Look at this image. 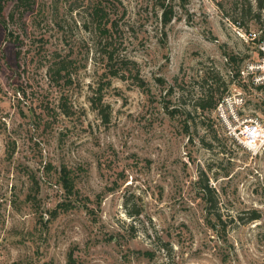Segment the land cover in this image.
<instances>
[{"label": "rangeland", "instance_id": "rangeland-1", "mask_svg": "<svg viewBox=\"0 0 264 264\" xmlns=\"http://www.w3.org/2000/svg\"><path fill=\"white\" fill-rule=\"evenodd\" d=\"M258 3H5L0 264H264V148L198 107L236 89L264 123L239 76Z\"/></svg>", "mask_w": 264, "mask_h": 264}, {"label": "built area", "instance_id": "built-area-1", "mask_svg": "<svg viewBox=\"0 0 264 264\" xmlns=\"http://www.w3.org/2000/svg\"><path fill=\"white\" fill-rule=\"evenodd\" d=\"M262 12L263 21L260 28L241 33L242 38L253 44L255 51L242 66L239 76L255 88L264 90V6ZM246 109L245 94L235 89L227 91L221 97L214 113L238 144L252 155H257L264 148V123L258 116L247 114Z\"/></svg>", "mask_w": 264, "mask_h": 264}, {"label": "trees", "instance_id": "trees-1", "mask_svg": "<svg viewBox=\"0 0 264 264\" xmlns=\"http://www.w3.org/2000/svg\"><path fill=\"white\" fill-rule=\"evenodd\" d=\"M9 2H13L15 5H16V8H21V7H29L28 3H29V0H0V22L4 25L5 29H8L7 27V22L4 18V9H5V3H9ZM264 6V1L262 0H259V3H258V7L259 8H263ZM28 9V8H26ZM171 11L169 10H166L165 13H164V21L165 23L167 24L168 22L171 21ZM260 17V14H257L255 16V18H259ZM14 18H15V14L14 13H11L10 14V20L14 21ZM7 37L9 38L10 37V34L9 32H7ZM20 52H18V56H19ZM66 69V66L65 65H61L55 72V75L57 77H60L61 76V73L63 70ZM218 102L214 101V100H209V101H204V102H200L198 104V107L201 109V110H207V109H215L216 108V105H217ZM61 183L63 185V187L67 190V192L69 194H72L74 192V189H75V183L73 181V178L71 176V173L70 171H68L65 167L62 168V175H61ZM205 193L207 195H209V188L208 186H206V189H205ZM208 201H211L210 198L208 196H206ZM63 206V205H62ZM260 216L256 213L254 216H253V220L255 219H259Z\"/></svg>", "mask_w": 264, "mask_h": 264}]
</instances>
